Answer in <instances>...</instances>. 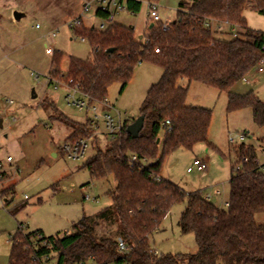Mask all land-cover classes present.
<instances>
[{
    "label": "trees",
    "instance_id": "obj_1",
    "mask_svg": "<svg viewBox=\"0 0 264 264\" xmlns=\"http://www.w3.org/2000/svg\"><path fill=\"white\" fill-rule=\"evenodd\" d=\"M142 1L150 0H127V8L137 14ZM249 7L264 15V0H180L174 21L166 29L162 24L150 25L142 39L133 27L118 22L105 30L84 23L73 29L77 37L92 45L93 58L70 57L63 69L64 54L53 51L48 77L78 83L92 103L108 99L113 84H121L124 90L140 64L159 67L163 74L141 105L140 116L145 121L139 137L134 139L127 133L135 120H126L118 136L109 139L104 149L94 142L96 151L84 164L93 179H115L116 188L109 192L111 204L84 216L71 231L49 237L42 231L24 234L19 224L11 239L9 264L50 260L55 264H86L88 260L93 264H264V223L256 220L257 215L264 214V174L254 147L241 146L236 162H242L240 171H234L236 163L232 165L226 208L213 204L200 192L187 194L160 175L173 152L193 150L200 143L211 145L208 136L213 112L187 105L189 87L180 85V80L227 93L229 113L251 108L254 123L264 126V101L252 93L232 92L264 58V31L247 27L244 12ZM97 15L106 19L108 12L99 10ZM224 25L231 31L240 27L242 32L225 39L221 30ZM109 49L113 51L107 52ZM54 112L58 113L57 108ZM61 122L73 129L67 141L79 139H73L74 135L95 131L89 119L79 123L64 118ZM134 156L136 161L132 160ZM243 156L247 162L241 161ZM187 197L182 227L195 235L198 252L156 255L154 233L171 209ZM24 207L15 206L13 214ZM105 218L114 220L118 238L97 237L95 229Z\"/></svg>",
    "mask_w": 264,
    "mask_h": 264
},
{
    "label": "rangeland",
    "instance_id": "obj_2",
    "mask_svg": "<svg viewBox=\"0 0 264 264\" xmlns=\"http://www.w3.org/2000/svg\"><path fill=\"white\" fill-rule=\"evenodd\" d=\"M150 1L160 7L163 22L174 21L180 0ZM147 2L142 1L137 14L124 12L116 20L133 27L138 38L146 34L151 24ZM83 5V0H0V118L8 116L0 129V160L6 171V178L0 181V264H9L11 239L18 232L19 224H22L24 234L42 231L49 237L71 231L73 224L84 216L94 215L111 204L109 192L116 188L115 179L112 176L93 179L83 168L86 160L95 153L94 146L104 149L109 142L108 136L103 134L104 124L99 122L98 134L89 131V134L74 135L73 139H89V145L83 158L69 159L62 148L73 129L61 120L68 118L85 123L89 117L85 111L69 105L65 99L66 91L55 90L47 79L52 68L49 48L64 54L63 69L67 68L70 57L88 60L94 56L92 45L78 39L67 25L82 15ZM15 12L24 16L17 21ZM84 14V24L98 29L100 21L93 12ZM244 16L247 27L264 31V15L249 7ZM224 31L223 38L233 39L242 29L235 27L231 31L225 25ZM162 74L161 68L143 63L136 68L124 90L121 84H113L108 91V101L113 106L110 113L116 119L120 116L122 122L136 120L148 90ZM179 83L189 87L187 105L212 110L208 136L211 145L200 143L193 150L173 152L165 160L160 175L187 194H214L218 190L220 194H214L210 202L226 208L231 168L239 160L241 146L254 147L258 162L264 164V126L254 123L251 108L229 113L227 93L195 82L189 84L186 79ZM232 92L238 95L252 93L264 101V70L251 71ZM55 108L58 113L54 112ZM58 116L57 120L55 117ZM240 134L247 136L244 143L238 140ZM232 138L235 143L230 142ZM8 156L13 159L11 164L6 161ZM196 159L207 162L206 172L197 169L187 172ZM188 200L187 197L175 205L160 230L154 233L153 245L160 254L198 252L195 235L182 227L181 219ZM17 205L25 207L13 214L12 209ZM256 220L264 223V214L257 215ZM117 229L112 218H105L99 221L95 233L99 238H118ZM55 262L50 260L42 264ZM86 264L93 263L88 260Z\"/></svg>",
    "mask_w": 264,
    "mask_h": 264
},
{
    "label": "built area",
    "instance_id": "obj_3",
    "mask_svg": "<svg viewBox=\"0 0 264 264\" xmlns=\"http://www.w3.org/2000/svg\"><path fill=\"white\" fill-rule=\"evenodd\" d=\"M148 10H149V19L151 24H162L163 29H166L168 25L170 24V21H162L159 9L160 7L158 6L157 3L153 1H148L147 2ZM99 10H102L104 12H108V17L106 19L99 18L97 15V12ZM92 11L93 15L97 17L100 21L99 25V30H105L108 25L111 23L116 22V17L124 12H127L128 14L132 13L129 11L127 8V0H89V1H84L83 5V13L81 16L76 17L75 19L69 21L67 23L68 27L71 29H75L79 27L83 22V16L85 15L84 13H87ZM95 27L94 25H92ZM38 28V26H36ZM207 27H211L210 25H207ZM78 39L80 38L83 41H86L84 38L77 37ZM53 51L51 48L47 50V52L52 56ZM158 52V51H157ZM263 66H264V58L261 59L259 62L258 66V71L263 72ZM48 82L50 85L54 87L55 90L57 89H63L66 91V101L69 105L76 107L80 111H85L86 114L88 115V119L91 121L92 126L98 134L100 132V126L99 122H102L104 124V133L106 136H108L109 139H114L118 136V134L121 131V128L123 126L121 117L119 116L118 119H116L111 113L110 110L113 108V106L110 104L108 99H104L102 102L99 103H92L87 96L83 93L81 86L78 83H73L72 81H69L68 83L62 82L60 80L54 79L52 77H48ZM9 104H13L12 101L8 102ZM5 118H8V116H5L2 119V124L4 127L5 124ZM13 122H16V119L13 118ZM169 123V122H167ZM11 124V122H10ZM247 138L246 135L240 134L238 136V140L243 142ZM231 143H235V139L232 138L230 139ZM89 145V139L87 138H79L74 141H66L63 145V152L66 154V156L69 159L72 160H80L83 158L87 152ZM1 149V146H0ZM133 161L137 160V157L134 156L132 158ZM7 163L11 164L13 162V159L11 156H8L6 158ZM243 162H247L248 158L246 156H243L241 159ZM241 163H236L234 165V171L238 172L241 170ZM258 167L260 169V172L264 174V164H260L258 162ZM197 169L200 172H206L208 169L207 162L204 160L196 159L194 161V166L189 167L187 172L192 173L194 170ZM6 171L4 170V166L2 161L0 160V181H3V174ZM217 194H220V192H217ZM207 199V198H206ZM208 200V199H207ZM119 246L121 250L125 249L124 242L120 239L119 240ZM156 255H160L158 250H154ZM48 259V257H46Z\"/></svg>",
    "mask_w": 264,
    "mask_h": 264
},
{
    "label": "water",
    "instance_id": "obj_4",
    "mask_svg": "<svg viewBox=\"0 0 264 264\" xmlns=\"http://www.w3.org/2000/svg\"><path fill=\"white\" fill-rule=\"evenodd\" d=\"M24 15L18 12L14 13V19L19 21ZM153 25H151L150 27H152ZM94 28V27H92ZM139 39H142V37H140ZM113 49H109L107 50V52H112ZM34 97H36L34 95ZM144 121H145V117L139 116L133 123H131L128 127H127V133L133 137L134 139L139 137L140 132L143 130L144 128ZM3 128V124H2V119L0 118V129ZM160 140H158L159 142Z\"/></svg>",
    "mask_w": 264,
    "mask_h": 264
},
{
    "label": "crops",
    "instance_id": "obj_5",
    "mask_svg": "<svg viewBox=\"0 0 264 264\" xmlns=\"http://www.w3.org/2000/svg\"><path fill=\"white\" fill-rule=\"evenodd\" d=\"M120 15H118L117 17H119ZM117 17H116V20H117ZM118 23H120L119 21H117ZM171 22V21H170ZM150 25H152V24H150ZM224 27H225V25L224 26H222V28H221V30H223V32H225L224 31ZM5 117V116H4ZM3 118V117H2ZM205 161V160H204ZM217 192H220V191H218V190H216V192H214V194L215 195H219V194H217ZM213 193H211V192H208V193H206V194H202L203 195V197L204 198H207L209 201H212V198H213V195H214ZM227 203V202H226ZM225 203V204H226ZM160 253V252H159ZM93 263V262H92Z\"/></svg>",
    "mask_w": 264,
    "mask_h": 264
}]
</instances>
